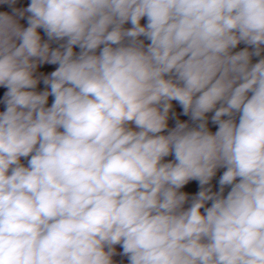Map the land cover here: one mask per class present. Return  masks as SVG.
I'll list each match as a JSON object with an SVG mask.
<instances>
[{
    "label": "clouds",
    "instance_id": "obj_1",
    "mask_svg": "<svg viewBox=\"0 0 264 264\" xmlns=\"http://www.w3.org/2000/svg\"><path fill=\"white\" fill-rule=\"evenodd\" d=\"M0 90V264H264V0H0Z\"/></svg>",
    "mask_w": 264,
    "mask_h": 264
},
{
    "label": "trees",
    "instance_id": "obj_2",
    "mask_svg": "<svg viewBox=\"0 0 264 264\" xmlns=\"http://www.w3.org/2000/svg\"><path fill=\"white\" fill-rule=\"evenodd\" d=\"M242 47H244V45H240L238 48H242ZM0 93H2V90H0ZM175 109L176 110L179 109V106L177 105ZM0 110H3V105H0ZM181 119H186V118L185 117H181ZM169 124H170V126H173V122L171 120L169 121ZM210 128H211V130L215 131V126L210 124ZM219 175H220V173H218L217 177L213 180V184L216 185L214 190L218 189V185L216 184V181L218 180ZM188 190L189 191H194L195 190V184L193 183L191 186H189ZM226 192H227V189H226ZM119 250L122 251V249H119ZM123 264H127L126 258H123Z\"/></svg>",
    "mask_w": 264,
    "mask_h": 264
},
{
    "label": "built area",
    "instance_id": "obj_3",
    "mask_svg": "<svg viewBox=\"0 0 264 264\" xmlns=\"http://www.w3.org/2000/svg\"><path fill=\"white\" fill-rule=\"evenodd\" d=\"M22 2L26 5L27 4V2H28V0H22ZM50 102H51V98H50ZM176 110V109H175ZM177 112H179L180 111V108L179 109H177L176 110Z\"/></svg>",
    "mask_w": 264,
    "mask_h": 264
},
{
    "label": "rangeland",
    "instance_id": "obj_4",
    "mask_svg": "<svg viewBox=\"0 0 264 264\" xmlns=\"http://www.w3.org/2000/svg\"><path fill=\"white\" fill-rule=\"evenodd\" d=\"M240 48H238L237 50H239Z\"/></svg>",
    "mask_w": 264,
    "mask_h": 264
}]
</instances>
